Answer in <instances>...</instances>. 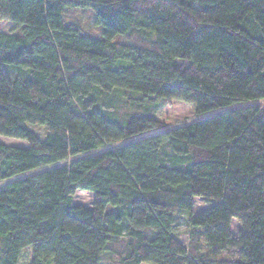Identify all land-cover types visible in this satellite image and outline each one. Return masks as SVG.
Returning a JSON list of instances; mask_svg holds the SVG:
<instances>
[{
    "label": "trees",
    "instance_id": "obj_1",
    "mask_svg": "<svg viewBox=\"0 0 264 264\" xmlns=\"http://www.w3.org/2000/svg\"><path fill=\"white\" fill-rule=\"evenodd\" d=\"M0 20V135L27 144L0 142V182L73 157L0 185V264H264V0H0ZM128 93L256 102L137 138L163 122Z\"/></svg>",
    "mask_w": 264,
    "mask_h": 264
},
{
    "label": "rangeland",
    "instance_id": "obj_2",
    "mask_svg": "<svg viewBox=\"0 0 264 264\" xmlns=\"http://www.w3.org/2000/svg\"><path fill=\"white\" fill-rule=\"evenodd\" d=\"M73 15L78 20V23L80 24L81 27L85 29H90L92 31L97 30V27L94 24L93 16H91L88 12L81 10ZM11 29H12V22L7 21V20L5 21L0 20V30L1 31L8 32ZM126 97H128L127 102L129 103L128 110H130L131 112H134L135 114L139 112H141L142 114L143 113H153L158 120L163 122L162 127L158 129H153L152 131L144 132L137 138L149 137L154 134H158L159 132H162L163 130L171 129L173 127L181 126V125L188 124V123H193L199 119H205L206 117L214 116L217 113L226 112L227 110L236 109L240 106H246L248 104H252L256 102L255 100L238 101V103L228 105L227 107L216 108L215 110L205 111L202 114H196L193 110V107L185 101L172 99L170 104H161L157 106L158 101L143 100L140 94L128 93ZM28 128L33 130L40 139L42 140L44 139L45 132H46V128L44 126H41L38 124H32V125H28ZM0 142L10 145V146L13 145V146H18V147H26L27 145L25 140L14 139L11 137L7 138L2 135H0ZM125 142L126 141L113 142V143H110L109 146L104 145L98 148V150L87 151V153L78 154L75 158L77 159V157L86 156L87 154H92L100 150H106L109 148L118 147L120 146V144L125 143ZM72 159L73 157H68L64 161L56 162L55 165L52 164L49 166H45L44 168L66 165V163H69ZM44 168L43 167L34 168V170L26 171L21 174L13 176L12 178L2 180L0 182V185L3 183V181L12 180L14 178H23V176L34 174L35 172H40L41 170H44ZM92 196L93 195L91 192L78 190V192H76L72 196V202L74 204H78V205L81 204L84 207L90 208L92 204L91 202ZM210 204L211 203L205 202L200 197L195 198L193 200V206H192L193 209L191 211V214L192 215L199 214L200 211L207 208ZM178 219H179L178 224L173 228V230L178 235V238L180 239V241H182L184 244L187 245L188 243L187 235L185 234V231H186L185 229L187 226L186 214L184 213L181 214ZM230 228L233 233V236H236V232L240 228L238 221L233 219L232 223L230 224ZM103 255H105L106 257L105 259L109 257L108 253L105 251L103 252ZM105 261L103 262V264H106Z\"/></svg>",
    "mask_w": 264,
    "mask_h": 264
}]
</instances>
